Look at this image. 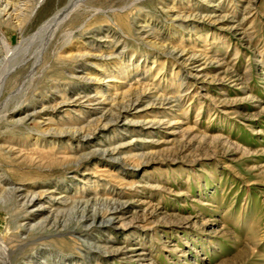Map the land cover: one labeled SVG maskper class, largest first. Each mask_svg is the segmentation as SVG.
<instances>
[{"label": "rangeland", "instance_id": "obj_1", "mask_svg": "<svg viewBox=\"0 0 264 264\" xmlns=\"http://www.w3.org/2000/svg\"><path fill=\"white\" fill-rule=\"evenodd\" d=\"M18 1L10 43L70 0ZM134 1L86 0L37 85L0 91V239L13 264H264V0Z\"/></svg>", "mask_w": 264, "mask_h": 264}, {"label": "bare ground", "instance_id": "obj_2", "mask_svg": "<svg viewBox=\"0 0 264 264\" xmlns=\"http://www.w3.org/2000/svg\"><path fill=\"white\" fill-rule=\"evenodd\" d=\"M80 1H84V0H80ZM250 1L251 0H248V3ZM20 2H22V1L0 0V91L3 89L4 85H6V81L8 80L10 75H15L14 79L13 80L10 79V80H12L11 83L16 86L7 98L9 102L14 100V98L16 97V95H18V93L21 94V92H23V90H25L23 87H24V83H25L26 79L29 80L28 86H30L31 83H33V84L35 83L36 79L41 78L43 76L44 72L46 71L47 67L49 66L48 59L50 58V53H53L54 58L57 57L58 59L61 58V55H64V54L60 55L61 50L66 49L65 47H67V45L70 44V41H72V39H73V35H75L77 33V31H80L83 28L89 27V24H86V22L91 17H93V15H95L93 13L91 17L86 18L77 27H74V28L71 26L68 27L67 23H69L72 15H74L76 12H79V10L80 11L83 10L84 14L89 11L88 8L84 7V5H85L84 2H86V0L82 3V5L80 7L77 4V2H78L77 0H70L66 6L55 11V13L49 19L44 21L34 31V33H32L31 35L26 36L24 38H20L18 43H10L8 38H7L6 33L3 32L4 27H7L6 25L14 26L16 24L19 26L16 28L20 29L21 28L20 24L22 23V17H24L25 14L31 12L30 14L27 15L28 18H30L34 14L33 9L29 12H27L25 10L27 3H24L23 4L24 6H22V3H20ZM138 2H139V0H135L134 2L129 4L128 6L124 7L122 10H118V11H123L124 9L125 10L131 9V7H134ZM84 8H86V9H84ZM102 13L105 14L106 11H104V12L102 11ZM109 19H111V18H109ZM30 23H31V21L28 22V24H30ZM35 40L39 41L40 47H38L35 50V53L31 56V58L27 59L24 55L19 54L20 51L22 50L23 46L27 43V41L32 42ZM58 45H60V47H58ZM90 52L86 51V54L85 55L82 54L81 57H91L94 59H98V58H104V56H106L105 54H102V53L99 55H97V54L94 55L93 53H90ZM180 57H181V55H180ZM22 71L26 72L25 76L21 75ZM188 74L190 75L191 72H189ZM22 77L26 78L24 80L23 84L20 83V79ZM11 83H9V84H11ZM19 83H20V85H19ZM35 85H37V84L35 83ZM27 91H29V90H27ZM30 95L32 96V94H30ZM145 95H146L145 93H142V94H140L134 98H129L126 100L125 103L124 102H121V103L115 102L117 106H121V104H124L123 105L124 107H121L122 110H120V111L118 110L119 111L117 113L118 118L120 116H125L124 114L126 112H128L130 109L136 108L135 107L137 104L136 102L139 101L140 99H142ZM23 96H24V94H23ZM100 99H101V97H100ZM22 101H25V100H22ZM92 101H94V100H92ZM15 102H18V101H15ZM21 104L22 103H18L17 107H19ZM13 110H16V107ZM5 121H6V119H5ZM22 123H24V122H22ZM58 135H60V134H58ZM43 196H46V195H43ZM80 198H81V200H85V201L76 203L74 208H75V213L79 216V218L81 220H84V222L86 224H89L85 227L89 228V227L93 226L94 224H97V222H98V224H101V223L106 224V223H109L110 221L113 220L112 219L113 215H114L113 212H111V214L104 215L102 217H98L95 214V210L94 209L92 210V206L90 205L87 198H83V197H80ZM76 201H77V199H76ZM28 203L29 204L33 203V199H31ZM102 205L105 207V206H109L110 204L102 201ZM107 208L108 207H105V210ZM108 209L113 210L112 208H108ZM88 214H90L89 217H87ZM79 222H81V221H79ZM19 246H20V243L6 244V243H4V241L2 239H0V264H13L12 255L15 253V251L18 249ZM22 247H19V248H22Z\"/></svg>", "mask_w": 264, "mask_h": 264}]
</instances>
